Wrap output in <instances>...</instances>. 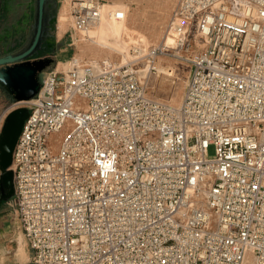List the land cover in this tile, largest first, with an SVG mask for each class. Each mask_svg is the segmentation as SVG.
Wrapping results in <instances>:
<instances>
[{
	"label": "built area",
	"instance_id": "obj_1",
	"mask_svg": "<svg viewBox=\"0 0 264 264\" xmlns=\"http://www.w3.org/2000/svg\"><path fill=\"white\" fill-rule=\"evenodd\" d=\"M63 1L75 32L105 14ZM172 26V46L73 57L21 101L7 202L30 264H264V0H178ZM163 57L191 64L179 105L141 78Z\"/></svg>",
	"mask_w": 264,
	"mask_h": 264
},
{
	"label": "rangeland",
	"instance_id": "obj_2",
	"mask_svg": "<svg viewBox=\"0 0 264 264\" xmlns=\"http://www.w3.org/2000/svg\"><path fill=\"white\" fill-rule=\"evenodd\" d=\"M177 2L178 0H106L107 13L109 7L124 6L125 29L120 31L117 24L110 19L113 23L112 27H108L105 24L92 26L94 27L95 35L91 39V36L86 33L87 31L79 33L72 30L68 14V3L63 0H56L58 9L55 34L58 46L62 48L61 50L59 48L56 54L54 66L63 68L62 65L68 64L67 62L73 57L76 59L77 57L80 58L83 63L109 59L120 65L126 64L127 62L125 61H130L134 58L135 49L147 51L149 48L159 45L163 41V37L171 34L169 26L173 19ZM61 15H64L68 21L65 28L60 26ZM107 17H109L108 14ZM173 36L175 37V35ZM119 40L121 41L119 42ZM160 65L170 66L169 68L174 69V83L173 85L171 84L172 79L166 81L163 74L159 72L149 73L147 77L141 75L147 86V92L157 100L179 105L191 72V64L174 57H163L159 59L158 66ZM162 83H165L164 85L168 88L170 86L171 90L168 89L166 92L159 91ZM23 104L22 102L9 101L6 96L2 98L0 102V131L9 112ZM208 157H215L214 144H210L208 147ZM0 232V264H4V262L5 264H30V250L21 231L15 207L6 201L0 203ZM21 242L24 244L27 253V259L24 262H21L12 253L19 247ZM253 260L256 264L254 257Z\"/></svg>",
	"mask_w": 264,
	"mask_h": 264
},
{
	"label": "water",
	"instance_id": "obj_3",
	"mask_svg": "<svg viewBox=\"0 0 264 264\" xmlns=\"http://www.w3.org/2000/svg\"><path fill=\"white\" fill-rule=\"evenodd\" d=\"M52 0H35V16L29 41L13 54L0 57V87L12 102L29 101L38 96L45 71L54 66L51 58H31L40 48L47 5ZM29 115L26 106L9 112L0 131V203L15 195L13 163L14 149L23 124Z\"/></svg>",
	"mask_w": 264,
	"mask_h": 264
},
{
	"label": "flooded vegetation",
	"instance_id": "obj_4",
	"mask_svg": "<svg viewBox=\"0 0 264 264\" xmlns=\"http://www.w3.org/2000/svg\"><path fill=\"white\" fill-rule=\"evenodd\" d=\"M57 6L56 0L47 5L42 43L29 59L51 58L54 60L53 64L56 63ZM34 16L35 0H0V57L13 54L29 41ZM5 96L7 98L4 89L0 87V102ZM7 100L10 101L8 98Z\"/></svg>",
	"mask_w": 264,
	"mask_h": 264
},
{
	"label": "bare ground",
	"instance_id": "obj_5",
	"mask_svg": "<svg viewBox=\"0 0 264 264\" xmlns=\"http://www.w3.org/2000/svg\"><path fill=\"white\" fill-rule=\"evenodd\" d=\"M104 9H105V14H104V16L101 18V20H99L97 23H95L94 25H96V24H105V25H107L108 27H112L113 26V23L110 21V19L111 20H113L114 21V23L115 24H117V27L120 29V31H122L123 29H125V26H124V22H125V20H124V18H122V19H116L113 15H112V11H114L115 9H121V10H123V11H125V9H124V6H116V7H109L108 8V13H107V9H106V5L104 6ZM107 14L109 15V17H107ZM125 17V16H124ZM66 22H68L67 20H66V17L64 16V15H61V17H60V26H62L63 28H65V25H66ZM128 24V23H127ZM93 26V25H92ZM89 27L87 30H85V31H87L86 33L87 34H89V36H91V39H92V37L95 35V30H94V27ZM129 26V25H128ZM169 28H170V33L172 34H168V35H166L165 37H163L164 39H163V41L162 42H164V43H166L167 45H169V46H172V45H174V43H175V37L173 36V35H176V33H175V29H174V27L172 26V27H170L169 26ZM90 29V30H89ZM97 35V34H96ZM114 35V34H113ZM147 36V35H146ZM148 37V36H147ZM97 39V38H96ZM104 39V38H103ZM102 40V39H101ZM116 40V39H115ZM121 40H119V42H120ZM96 42V41H95ZM119 44V43H118ZM108 46V45H107ZM116 48H118V47H116ZM141 50V49H140ZM142 51V50H141ZM124 56V55H123ZM122 57V56H121ZM77 59L78 60H80V58H78L77 57ZM93 62H96V61H93ZM125 62H129V61H125ZM124 63V62H123ZM69 64V63H68ZM68 64H64V65H62L63 66V68H67L68 67ZM170 66H162V65H160V66H158V72L159 73H162L163 74V76L165 77L164 79H166V81H168V80H171L172 79V82H171V84L173 85V83H174V81H173V75H174V69H171V68H169ZM141 75L143 76V77H147L148 75H149V70H148V67L146 66L144 69H142V71H141ZM153 75V74H152ZM187 80V79H186ZM165 84V83H164ZM163 83L162 84H160V90L159 91H162V92H166V91H168V89H170V86H169V88L166 86V85H164ZM170 84V85H171ZM171 90V89H170ZM160 94H161V92H160ZM164 94V93H163ZM165 96V95H164ZM22 236V235H21ZM12 253L14 254V256L16 255L20 260H21V262H24L26 259H27V253H26V250H25V248H24V244L21 242L20 243V245H19V247L17 248V249H15L14 251H12ZM243 264H255L254 263V260H253V256H252V254L251 253H249L247 256H246V258H245V260H244V263Z\"/></svg>",
	"mask_w": 264,
	"mask_h": 264
},
{
	"label": "crops",
	"instance_id": "obj_6",
	"mask_svg": "<svg viewBox=\"0 0 264 264\" xmlns=\"http://www.w3.org/2000/svg\"><path fill=\"white\" fill-rule=\"evenodd\" d=\"M59 48H60V50H61L62 47L58 46V49L56 50V52H58ZM56 54H57V53H56ZM0 233H1V232H0ZM4 264H5V262H4Z\"/></svg>",
	"mask_w": 264,
	"mask_h": 264
},
{
	"label": "trees",
	"instance_id": "obj_7",
	"mask_svg": "<svg viewBox=\"0 0 264 264\" xmlns=\"http://www.w3.org/2000/svg\"><path fill=\"white\" fill-rule=\"evenodd\" d=\"M2 203H4V201Z\"/></svg>",
	"mask_w": 264,
	"mask_h": 264
}]
</instances>
